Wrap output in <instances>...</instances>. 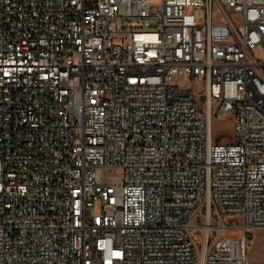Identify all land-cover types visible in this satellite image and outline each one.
<instances>
[{
    "label": "built area",
    "instance_id": "1",
    "mask_svg": "<svg viewBox=\"0 0 264 264\" xmlns=\"http://www.w3.org/2000/svg\"><path fill=\"white\" fill-rule=\"evenodd\" d=\"M262 228L264 0H0V264H247Z\"/></svg>",
    "mask_w": 264,
    "mask_h": 264
},
{
    "label": "rangeland",
    "instance_id": "2",
    "mask_svg": "<svg viewBox=\"0 0 264 264\" xmlns=\"http://www.w3.org/2000/svg\"><path fill=\"white\" fill-rule=\"evenodd\" d=\"M184 84V82H182ZM202 103V102H201ZM214 130L220 131L218 134L219 140L225 141L230 140L233 135V128L231 126V120L217 121L214 124ZM119 173L105 172V178L108 179L112 184H119ZM98 211V206L95 205L93 212ZM228 223L238 226V221L235 219L228 220ZM230 234L239 235V229L231 231ZM247 264H264V228L254 229L249 232L248 243H247Z\"/></svg>",
    "mask_w": 264,
    "mask_h": 264
},
{
    "label": "crops",
    "instance_id": "3",
    "mask_svg": "<svg viewBox=\"0 0 264 264\" xmlns=\"http://www.w3.org/2000/svg\"><path fill=\"white\" fill-rule=\"evenodd\" d=\"M246 257H247V254H246Z\"/></svg>",
    "mask_w": 264,
    "mask_h": 264
}]
</instances>
